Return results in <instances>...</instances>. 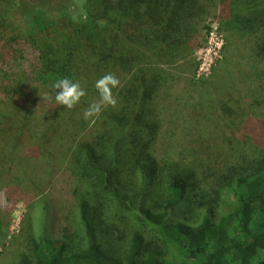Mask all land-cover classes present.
Here are the masks:
<instances>
[{
    "label": "trees",
    "instance_id": "1",
    "mask_svg": "<svg viewBox=\"0 0 264 264\" xmlns=\"http://www.w3.org/2000/svg\"><path fill=\"white\" fill-rule=\"evenodd\" d=\"M81 1L78 19L39 8L20 25L18 0H0V57L23 43L36 57L32 81L0 69V193L3 207H28L10 264H264V0ZM211 16L225 48L241 42L250 112L224 104L218 120L202 118L210 139L160 156L156 100ZM107 73L120 80L117 104L85 119ZM65 77L86 91L71 110L51 89ZM24 143L46 160L21 171Z\"/></svg>",
    "mask_w": 264,
    "mask_h": 264
},
{
    "label": "rangeland",
    "instance_id": "2",
    "mask_svg": "<svg viewBox=\"0 0 264 264\" xmlns=\"http://www.w3.org/2000/svg\"><path fill=\"white\" fill-rule=\"evenodd\" d=\"M39 8L45 10L49 17H55L61 12H67L74 19L83 16L81 0H18L14 13L16 23L25 25L29 14ZM206 26L209 27V32L202 35L204 41H201L203 43L194 54L168 69L170 75L167 76L166 88L156 100L155 110L162 120L157 144V153L160 156L167 155L176 159L178 154H183L182 150L188 147L190 140H196L200 134L202 138L210 139L211 129L203 124L202 118L208 116L211 121L218 120L225 113L221 107L228 105L235 111L241 109L250 112L248 105L254 97L252 91L255 90V86L248 80L249 68L247 61L242 60L241 57L243 55L241 42H234L239 46L237 49L225 48V35L216 19L209 17ZM15 48L16 53L11 55L8 50H3L0 69L8 72H13L17 68L26 70L32 81L31 69L36 63L33 48L27 43ZM195 64L197 67L193 71ZM41 93V90L35 89L34 95L38 96ZM259 94L256 96L257 99L264 100V96ZM24 100L25 98L21 99ZM200 105L205 107L204 110ZM83 135L87 137L90 132ZM66 147H59L53 153L59 166H64L66 163L67 155L64 153ZM44 151L43 147L24 143L21 152L27 155L28 160L17 168L21 171L31 170L36 161L44 162L46 160ZM0 205L2 212L0 222L6 233L0 236V264H10V261L16 260L18 245L16 237L28 214V207L20 201L8 208L3 207L1 193Z\"/></svg>",
    "mask_w": 264,
    "mask_h": 264
},
{
    "label": "clouds",
    "instance_id": "3",
    "mask_svg": "<svg viewBox=\"0 0 264 264\" xmlns=\"http://www.w3.org/2000/svg\"><path fill=\"white\" fill-rule=\"evenodd\" d=\"M119 85L120 80L112 73H107L100 77L94 85L99 100L88 106L84 111V118L89 119L98 116L102 109L107 106L115 107L117 99L113 95V89L118 88ZM51 89L56 93L54 97L56 103L68 110L77 106L81 99L86 95V91L80 83L74 82L67 77L61 78L52 83Z\"/></svg>",
    "mask_w": 264,
    "mask_h": 264
}]
</instances>
